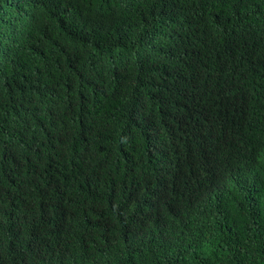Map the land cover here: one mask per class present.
I'll return each instance as SVG.
<instances>
[{
    "label": "trees",
    "instance_id": "1",
    "mask_svg": "<svg viewBox=\"0 0 264 264\" xmlns=\"http://www.w3.org/2000/svg\"><path fill=\"white\" fill-rule=\"evenodd\" d=\"M0 264H264V0H0Z\"/></svg>",
    "mask_w": 264,
    "mask_h": 264
}]
</instances>
